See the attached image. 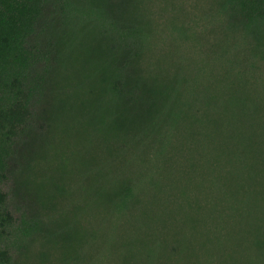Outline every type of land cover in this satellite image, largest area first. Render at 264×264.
<instances>
[{
	"label": "trees",
	"instance_id": "trees-1",
	"mask_svg": "<svg viewBox=\"0 0 264 264\" xmlns=\"http://www.w3.org/2000/svg\"><path fill=\"white\" fill-rule=\"evenodd\" d=\"M184 1L0 0V264H264V0Z\"/></svg>",
	"mask_w": 264,
	"mask_h": 264
},
{
	"label": "rangeland",
	"instance_id": "rangeland-1",
	"mask_svg": "<svg viewBox=\"0 0 264 264\" xmlns=\"http://www.w3.org/2000/svg\"><path fill=\"white\" fill-rule=\"evenodd\" d=\"M198 1L199 0H185L184 7L188 10L194 11V7ZM15 165L16 161L12 162L13 169H16ZM1 189L7 194L8 209L14 217H17L20 213L26 212V205L31 204V202L29 201V199L27 200L26 197L24 198L23 196L16 195L15 190L17 189L13 176H8V178L2 183ZM43 251L47 253L46 250ZM59 253V248L57 249L55 247H52L51 249H49V253H47L45 259L33 256L30 257L27 261L32 260L30 264H63L62 261L60 263L61 256ZM19 264L24 263H21L20 261Z\"/></svg>",
	"mask_w": 264,
	"mask_h": 264
}]
</instances>
